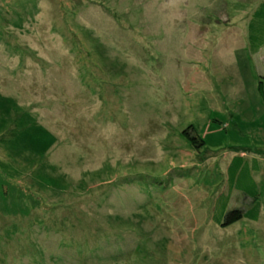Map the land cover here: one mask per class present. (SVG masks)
<instances>
[{
	"label": "rangeland",
	"instance_id": "374dc122",
	"mask_svg": "<svg viewBox=\"0 0 264 264\" xmlns=\"http://www.w3.org/2000/svg\"><path fill=\"white\" fill-rule=\"evenodd\" d=\"M261 1L0 0V264H264Z\"/></svg>",
	"mask_w": 264,
	"mask_h": 264
},
{
	"label": "trees",
	"instance_id": "16d2710c",
	"mask_svg": "<svg viewBox=\"0 0 264 264\" xmlns=\"http://www.w3.org/2000/svg\"><path fill=\"white\" fill-rule=\"evenodd\" d=\"M249 40L252 52L256 53L264 45V0H262L252 14L249 23ZM193 133L189 129H185L186 136L192 139L196 146L202 147L205 141L200 137L196 129ZM260 169V163L257 158H254L252 163L245 156L239 154L232 158L227 168L228 193L221 196L218 201V212L215 215L216 223L226 227L234 223H238L243 219L257 221L260 218L262 203L259 199L261 189L258 181L255 178V172ZM236 189L244 196L245 206L228 208L230 195Z\"/></svg>",
	"mask_w": 264,
	"mask_h": 264
},
{
	"label": "crops",
	"instance_id": "0c3cea01",
	"mask_svg": "<svg viewBox=\"0 0 264 264\" xmlns=\"http://www.w3.org/2000/svg\"><path fill=\"white\" fill-rule=\"evenodd\" d=\"M256 178V177H255ZM257 180V179H256ZM258 181V180H257Z\"/></svg>",
	"mask_w": 264,
	"mask_h": 264
}]
</instances>
